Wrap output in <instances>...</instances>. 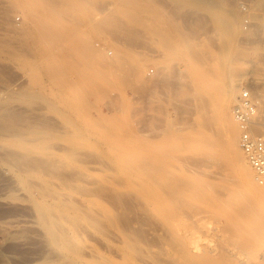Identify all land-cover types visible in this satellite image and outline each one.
Returning <instances> with one entry per match:
<instances>
[{
    "label": "bare ground",
    "instance_id": "1",
    "mask_svg": "<svg viewBox=\"0 0 264 264\" xmlns=\"http://www.w3.org/2000/svg\"><path fill=\"white\" fill-rule=\"evenodd\" d=\"M66 3L0 0V30L23 37L25 50L0 39V83L6 82L3 64L30 52L24 64L35 69L34 86L18 98L1 83L8 85L0 89V159L22 195L12 201L26 204L38 235L65 264H264V189L238 146L235 85L222 83L220 67L189 62L196 94L220 111L227 142L209 120L151 137L126 117L106 124L94 115L91 97L119 85L118 72L96 50L89 8L77 5L88 12L83 18L90 29L82 31L85 23L70 21L73 3ZM14 10L23 12V25L11 23ZM161 39L170 50L172 43ZM220 175L225 195L215 180ZM208 223L222 234L213 248L191 238L195 230L216 238ZM97 245L120 253L122 261ZM233 255L256 259L237 262Z\"/></svg>",
    "mask_w": 264,
    "mask_h": 264
},
{
    "label": "rangeland",
    "instance_id": "2",
    "mask_svg": "<svg viewBox=\"0 0 264 264\" xmlns=\"http://www.w3.org/2000/svg\"><path fill=\"white\" fill-rule=\"evenodd\" d=\"M129 1L78 0V3L77 0H65L67 5L73 3V18L70 20L68 17L72 22H82L80 25H83L85 12L91 11L89 17L93 15L90 19L96 25L93 43L96 50L113 63L111 67L117 70L116 76L120 79L118 86L108 85L91 97L96 105L94 115L97 118L104 116L106 124H110L116 115L126 117L139 132L150 137L173 127V130L177 128L176 132L198 129L203 120H209L213 123L215 136L227 142L225 132L219 131L217 120L220 111L208 104L206 97L200 100L196 94L189 62L211 70L215 66L220 67L218 74L222 83L235 85L236 100L245 88L264 97V0H139L143 3L140 8H133ZM83 2L90 9L88 12L80 8L83 4L77 6ZM10 20L14 25H23V12L14 10ZM84 25L80 26L82 31L90 29L89 24ZM20 37L14 33L5 35L0 30V39L8 40L16 52L23 48V37L22 40ZM162 37L172 43L170 50L164 48ZM26 55L30 56L19 57L12 64H9L10 60L3 64V68L7 67L2 74L6 82H2L9 84L7 93L16 98L34 86L31 84V70L35 69L24 64L32 54ZM1 83L0 89L8 85ZM238 130V146L243 152L239 125ZM223 178L220 175L215 180L220 182L219 193L225 195ZM18 194L21 195L13 173L0 159V264H65L56 252L47 247L40 232L38 235L39 230L32 224L33 217L26 204L21 200H17L18 203L12 201L11 196L20 197ZM207 225L219 240L214 236H204L199 230H195L191 238L195 244L213 248L222 234L216 232V223ZM259 228L264 232V219L259 222ZM98 247L122 261L120 253ZM243 256L245 260L249 259L246 255H233V259L243 261ZM254 259L251 257L246 261Z\"/></svg>",
    "mask_w": 264,
    "mask_h": 264
},
{
    "label": "built area",
    "instance_id": "3",
    "mask_svg": "<svg viewBox=\"0 0 264 264\" xmlns=\"http://www.w3.org/2000/svg\"><path fill=\"white\" fill-rule=\"evenodd\" d=\"M233 113L241 131V149L258 183L264 187V97L245 88L237 99Z\"/></svg>",
    "mask_w": 264,
    "mask_h": 264
}]
</instances>
